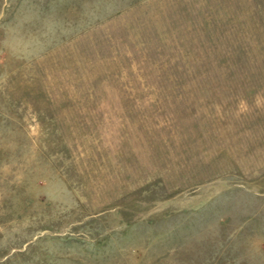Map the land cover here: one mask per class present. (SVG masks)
Instances as JSON below:
<instances>
[{"label":"rangeland","instance_id":"374dc122","mask_svg":"<svg viewBox=\"0 0 264 264\" xmlns=\"http://www.w3.org/2000/svg\"><path fill=\"white\" fill-rule=\"evenodd\" d=\"M0 264H264V0H0Z\"/></svg>","mask_w":264,"mask_h":264}]
</instances>
